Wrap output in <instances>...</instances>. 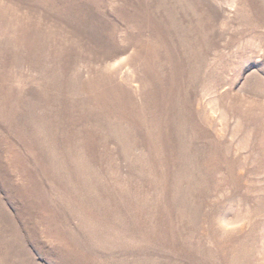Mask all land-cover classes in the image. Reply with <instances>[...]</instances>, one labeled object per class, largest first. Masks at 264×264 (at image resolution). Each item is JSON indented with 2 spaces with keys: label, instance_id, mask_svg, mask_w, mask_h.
<instances>
[{
  "label": "rangeland",
  "instance_id": "1",
  "mask_svg": "<svg viewBox=\"0 0 264 264\" xmlns=\"http://www.w3.org/2000/svg\"><path fill=\"white\" fill-rule=\"evenodd\" d=\"M0 264H264V0H0Z\"/></svg>",
  "mask_w": 264,
  "mask_h": 264
}]
</instances>
